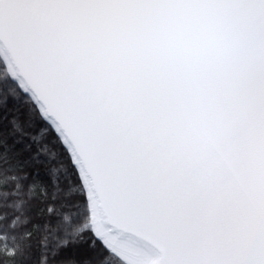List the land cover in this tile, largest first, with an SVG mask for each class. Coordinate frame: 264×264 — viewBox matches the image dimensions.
Listing matches in <instances>:
<instances>
[{"label":"snow or ice","instance_id":"6c2138e0","mask_svg":"<svg viewBox=\"0 0 264 264\" xmlns=\"http://www.w3.org/2000/svg\"><path fill=\"white\" fill-rule=\"evenodd\" d=\"M0 264H264V0H0Z\"/></svg>","mask_w":264,"mask_h":264}]
</instances>
